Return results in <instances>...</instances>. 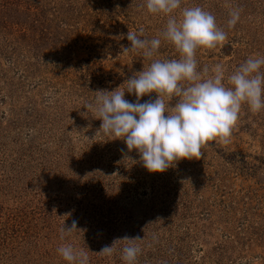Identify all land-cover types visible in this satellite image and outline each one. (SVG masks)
<instances>
[{
    "label": "rangeland",
    "instance_id": "1",
    "mask_svg": "<svg viewBox=\"0 0 264 264\" xmlns=\"http://www.w3.org/2000/svg\"><path fill=\"white\" fill-rule=\"evenodd\" d=\"M194 6L227 33L197 49L198 71L221 64L228 86L248 57L264 56V0H182ZM166 23L146 0H0V264H68L57 251L67 244L89 264H126L125 237L141 238L135 264H264V110L242 105L229 143L209 141L161 173L84 107L151 60L179 59L163 39L151 59L123 51L129 31L158 38Z\"/></svg>",
    "mask_w": 264,
    "mask_h": 264
},
{
    "label": "clouds",
    "instance_id": "2",
    "mask_svg": "<svg viewBox=\"0 0 264 264\" xmlns=\"http://www.w3.org/2000/svg\"><path fill=\"white\" fill-rule=\"evenodd\" d=\"M182 0H146L151 14L167 17L158 38H142L144 30L129 31L131 47L124 52L141 50L144 58L154 57L162 39L174 45L179 59H154L139 73L126 80V88L96 92L94 101L84 107L93 110L102 121L106 135L122 139L127 151L135 150L149 172H164L183 159H199L202 148L215 141L227 144L239 118L242 105L252 113L264 110V56H250L228 77L225 86L221 64L212 69L205 66L198 71L196 51L214 49L227 39V33L216 24L215 16L200 6L181 8ZM179 10V16L176 15ZM241 9L229 13L228 27H235ZM124 83V84H125ZM125 92L136 97L125 99ZM155 93L154 100L141 103V98ZM177 98L174 106L169 102ZM167 113V115H165ZM123 152L124 149H121ZM77 231L76 223L61 228L60 239ZM129 244L122 249V260L135 264L141 249L134 242L141 238H123ZM112 246H105L98 254L111 255ZM68 264H89L87 252L71 244L57 249Z\"/></svg>",
    "mask_w": 264,
    "mask_h": 264
}]
</instances>
